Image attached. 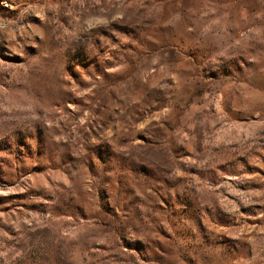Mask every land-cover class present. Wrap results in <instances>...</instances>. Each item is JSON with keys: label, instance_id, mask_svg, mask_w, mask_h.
Returning <instances> with one entry per match:
<instances>
[{"label": "rangeland", "instance_id": "374dc122", "mask_svg": "<svg viewBox=\"0 0 264 264\" xmlns=\"http://www.w3.org/2000/svg\"><path fill=\"white\" fill-rule=\"evenodd\" d=\"M0 264H264V0H0Z\"/></svg>", "mask_w": 264, "mask_h": 264}]
</instances>
